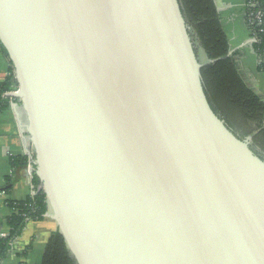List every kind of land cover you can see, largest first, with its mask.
I'll use <instances>...</instances> for the list:
<instances>
[{"label":"water","instance_id":"water-1","mask_svg":"<svg viewBox=\"0 0 264 264\" xmlns=\"http://www.w3.org/2000/svg\"><path fill=\"white\" fill-rule=\"evenodd\" d=\"M0 43L75 264H264V157L211 109L179 0H0Z\"/></svg>","mask_w":264,"mask_h":264},{"label":"trees","instance_id":"trees-1","mask_svg":"<svg viewBox=\"0 0 264 264\" xmlns=\"http://www.w3.org/2000/svg\"><path fill=\"white\" fill-rule=\"evenodd\" d=\"M179 1L196 52L199 54L202 51L206 58L201 77L211 109L239 138L255 133L252 148L264 157L258 151L259 145L264 142V101L245 80L239 63L242 54L236 51L229 55L230 43L222 29L215 0ZM243 10L250 36L255 39L251 48L258 60L257 72L264 73V32H260L264 27L254 20L257 12H261L264 19V0H245ZM251 17L252 23L249 22ZM0 50L8 59L1 43ZM8 62V73L0 81V111L8 109L11 102L16 101L5 96V93L17 88L16 82L12 81L14 73L9 59ZM239 120L250 124L248 133H239ZM10 165L17 172L27 166V159L11 157ZM12 180L11 177L7 179V186L12 185ZM32 181L37 191L40 183L35 176ZM7 206L11 215L5 221L0 220V227L6 229V235L0 234V264L12 250L13 242L21 236L27 223L42 221L48 211V203L41 190L26 200L8 201ZM24 255L25 251L20 254L21 257ZM39 264H75L59 231L53 232L48 238Z\"/></svg>","mask_w":264,"mask_h":264},{"label":"crops","instance_id":"crops-1","mask_svg":"<svg viewBox=\"0 0 264 264\" xmlns=\"http://www.w3.org/2000/svg\"><path fill=\"white\" fill-rule=\"evenodd\" d=\"M215 4L221 18L222 29L229 40L230 49L232 53L238 51L242 54L239 58L241 68L247 74L246 77L252 78L256 90L250 84H247L264 101V73L257 72L258 60L251 44L250 46L248 44L250 42V31L244 17L245 0H215ZM8 70V59L0 50V81L5 78ZM13 103L15 102H11L8 109L0 111L1 221H5L11 215V211L7 206L8 201L26 200L33 197V193L36 191L33 179L26 172L27 166L15 172L10 165L11 157H24L22 156L23 140L17 118V114H21V112L18 108L13 107ZM10 177L13 178V183L7 186V179ZM56 231L58 229L55 222L45 216L42 221L27 223L21 236L13 242L12 250L1 264H39L48 238ZM0 234L6 235L5 227H0ZM29 246L30 249L26 250ZM24 251L25 255L21 257L20 254Z\"/></svg>","mask_w":264,"mask_h":264},{"label":"built area","instance_id":"built-area-1","mask_svg":"<svg viewBox=\"0 0 264 264\" xmlns=\"http://www.w3.org/2000/svg\"><path fill=\"white\" fill-rule=\"evenodd\" d=\"M262 15H263V14H262L261 12H257V13L255 14V16H254V20H255L256 22H258L259 25H262V26L264 27V19L262 18ZM249 22L252 23V17L249 18ZM260 32H264V28H262V29L260 30ZM250 42H251V43L255 42V39L251 37ZM16 90H17V88H16L15 90H13V91H10V92L5 93V96H6L7 94H10V93L16 92ZM27 162H28V163H27V167H28L29 164H30V162H29V160H28ZM1 236H4V235H1Z\"/></svg>","mask_w":264,"mask_h":264},{"label":"flooded vegetation","instance_id":"flooded-vegetation-1","mask_svg":"<svg viewBox=\"0 0 264 264\" xmlns=\"http://www.w3.org/2000/svg\"><path fill=\"white\" fill-rule=\"evenodd\" d=\"M237 126H239V128H240V130H239V133H242V134H246V133H248V131H249V128H250V124H245V123H243L241 120H239L238 122H237ZM264 143V142H263ZM261 144V145H259V147H258V151L260 152V153H262L263 155H264V144Z\"/></svg>","mask_w":264,"mask_h":264},{"label":"rangeland","instance_id":"rangeland-1","mask_svg":"<svg viewBox=\"0 0 264 264\" xmlns=\"http://www.w3.org/2000/svg\"><path fill=\"white\" fill-rule=\"evenodd\" d=\"M250 39H251V36H250ZM248 44H249V46H250L251 42H249ZM230 50H231V49H230ZM199 58H200V61H201L202 63H204V62L206 61V58H205L204 54L202 53V51L199 53ZM257 62H258V61H257ZM239 63H240V62H239ZM240 67H241V64H240ZM241 70H242V73L245 74V73H244V69L241 68ZM246 75H247V74L244 75V77L246 78V82H247L248 84H250L251 87L254 88V90H256L255 87H254V82H253L252 78H251V77H246Z\"/></svg>","mask_w":264,"mask_h":264}]
</instances>
